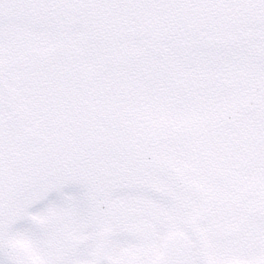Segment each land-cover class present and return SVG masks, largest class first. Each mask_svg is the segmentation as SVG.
<instances>
[{"label":"snow or ice","instance_id":"obj_1","mask_svg":"<svg viewBox=\"0 0 264 264\" xmlns=\"http://www.w3.org/2000/svg\"><path fill=\"white\" fill-rule=\"evenodd\" d=\"M0 264H264V0H0Z\"/></svg>","mask_w":264,"mask_h":264}]
</instances>
